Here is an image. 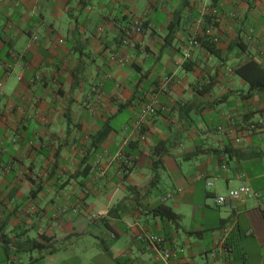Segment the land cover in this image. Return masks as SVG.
Here are the masks:
<instances>
[{
	"label": "crops",
	"instance_id": "crops-1",
	"mask_svg": "<svg viewBox=\"0 0 264 264\" xmlns=\"http://www.w3.org/2000/svg\"><path fill=\"white\" fill-rule=\"evenodd\" d=\"M205 28L218 56L189 44ZM257 70L264 0L1 3L0 264H165L152 236L174 264H264V129H248L264 90L240 74ZM152 99L146 139L125 145ZM242 185L258 197L213 207ZM162 204L180 220L156 216Z\"/></svg>",
	"mask_w": 264,
	"mask_h": 264
},
{
	"label": "built area",
	"instance_id": "built-area-1",
	"mask_svg": "<svg viewBox=\"0 0 264 264\" xmlns=\"http://www.w3.org/2000/svg\"><path fill=\"white\" fill-rule=\"evenodd\" d=\"M5 0H0V4L3 3ZM207 12H209L212 15H216L218 13L217 9L215 8H210L207 9ZM205 14V13H204ZM204 22V16H202L199 20V25H202ZM124 31V37L122 39V44L131 48L135 49L137 47V41L132 37L133 35H140L143 33V22L140 21L139 19H133L131 20V23L128 27H122ZM206 35L210 36L214 42L217 41L216 38H213L210 31L206 32ZM189 44L191 48H199L202 47L201 43L197 40L196 36H192V38L189 40ZM186 60L190 58V53L185 54L184 57ZM112 59L119 60L120 63H124L123 59H118V57L113 54ZM165 83L169 82V78L164 79ZM3 84L0 83V89L2 88ZM160 107L159 101L157 99H152L149 103H147L142 109L140 110V113L137 117V120L134 124L133 130L131 132V135L129 138L126 139L125 145H128L131 143L133 135H139L140 140L144 141L146 139V132H145V125H146V120L149 116H153L157 113L158 109ZM248 129L250 132H255L258 129H264V122L259 121L257 123H252L248 125ZM115 161H121L122 165L129 167L131 165V162L124 157L123 151H119L117 155L114 158ZM176 192H170L167 193L163 196L161 199L162 203H166L169 201L173 195ZM258 194H256L251 187L247 185H242L236 188H232L228 191L226 195H215L211 197V203L213 207L216 208H232L235 202H240L243 201L246 198H257ZM231 228H226L222 230V237H225L226 235L229 234ZM145 240H147L148 243H150L152 246L155 247V250L158 251L160 259L165 263V264H174L172 261L171 255L167 252L162 250L161 246L163 245L164 239L158 236H152L148 237ZM224 251L227 250L225 246L223 245ZM212 258H216V254H211Z\"/></svg>",
	"mask_w": 264,
	"mask_h": 264
},
{
	"label": "trees",
	"instance_id": "trees-1",
	"mask_svg": "<svg viewBox=\"0 0 264 264\" xmlns=\"http://www.w3.org/2000/svg\"><path fill=\"white\" fill-rule=\"evenodd\" d=\"M178 20L177 21H173L170 26H169V31H170V34H174L176 33L177 29H178ZM206 32H207V29L205 28L203 30V33L199 34L196 36L197 40L201 43V46L203 48H205L210 54L212 55H215V56H218L219 55V51L218 49L216 48V45L213 41V39L206 35ZM169 37H167L168 39ZM257 68V67H256ZM259 68V67H258ZM257 68V69H258ZM258 71V75L256 76V79H253L252 77L248 76V74L246 73H243V72H240V74L242 76H244L245 78H249L250 81V84H251V90H255V89H260V90H264V72L263 71ZM105 132H102L101 135H103ZM160 162V160H157L155 163L158 164ZM154 214L156 216H159L160 218L162 219H167L171 222H177L178 220H180V216L177 215L176 213H174V211L162 204V205H159L158 207H156L154 209ZM27 250H35V249H43L45 246L41 243H37L35 241H29L27 242ZM24 248V246H21V245H18L17 244V249H22Z\"/></svg>",
	"mask_w": 264,
	"mask_h": 264
}]
</instances>
